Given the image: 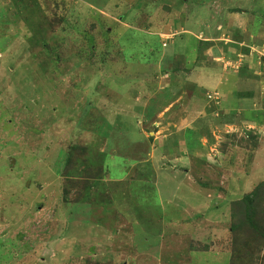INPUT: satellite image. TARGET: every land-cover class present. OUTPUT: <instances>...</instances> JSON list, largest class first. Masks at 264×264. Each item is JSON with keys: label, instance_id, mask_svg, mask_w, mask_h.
<instances>
[{"label": "rangeland", "instance_id": "obj_1", "mask_svg": "<svg viewBox=\"0 0 264 264\" xmlns=\"http://www.w3.org/2000/svg\"><path fill=\"white\" fill-rule=\"evenodd\" d=\"M0 264H264V0H0Z\"/></svg>", "mask_w": 264, "mask_h": 264}, {"label": "trees", "instance_id": "obj_2", "mask_svg": "<svg viewBox=\"0 0 264 264\" xmlns=\"http://www.w3.org/2000/svg\"><path fill=\"white\" fill-rule=\"evenodd\" d=\"M141 186H144L145 188V184H142ZM256 196L257 193L242 197L239 206H237L240 209V211H242L244 222L247 223L250 226V228L253 230L256 229V225L254 222L255 209H256L254 204H255Z\"/></svg>", "mask_w": 264, "mask_h": 264}]
</instances>
